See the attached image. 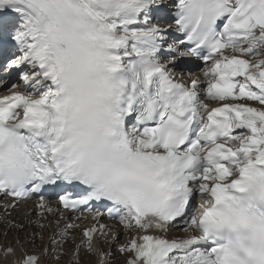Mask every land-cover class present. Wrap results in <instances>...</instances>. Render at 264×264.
<instances>
[{
	"label": "snow or ice",
	"instance_id": "1",
	"mask_svg": "<svg viewBox=\"0 0 264 264\" xmlns=\"http://www.w3.org/2000/svg\"><path fill=\"white\" fill-rule=\"evenodd\" d=\"M162 2L0 0L21 53L0 70L28 66L19 88L0 81V194L43 207L45 186H72L65 209L110 202L141 233L119 248L127 264H264V0H177L183 38L166 49L150 17ZM183 57L203 82L177 81ZM175 224L193 234H148Z\"/></svg>",
	"mask_w": 264,
	"mask_h": 264
},
{
	"label": "bare ground",
	"instance_id": "2",
	"mask_svg": "<svg viewBox=\"0 0 264 264\" xmlns=\"http://www.w3.org/2000/svg\"><path fill=\"white\" fill-rule=\"evenodd\" d=\"M253 58L259 59L260 57ZM37 201L39 200H36V202ZM38 205L39 203L35 202L24 204L21 208L12 210L11 214L7 213L8 210L2 211V207L0 206V212L3 217L6 218H4V220L2 219V216L0 217V264H22V261L28 256H35L37 258L38 264H43L44 247L39 253H35V246L38 247V245L35 243L33 244L34 246H32V243L34 241L33 235L35 234L33 233L26 236L22 231L19 230L20 227L16 229L15 226H11L13 222L15 223V221L13 220H16L17 218L22 220V224H25L24 226L31 227L33 225L37 228L35 232H41V235L44 233L43 245H49L50 240L53 241L57 233H59L63 235L65 240L67 241L65 248H68L69 232L73 231L74 242H79L78 248L80 249L82 245H85L82 247H88V243H90L93 247H91L90 250L93 256L92 259L94 260L95 264H106V261L103 258V253L101 251V249L104 248V237L105 234L111 233L110 237L112 238L116 230L123 229L122 227H119V229H117L119 224L113 223L112 226L115 227H112V230L107 231L106 233V229L103 228V232H101L99 230L100 225H98V234H92L91 241H88V239L83 236V231L85 229L93 227L91 221H89L88 224L85 223L84 226L80 224L79 226L74 227V224H63L59 219L52 216L45 220L44 212L34 213L30 215V212H33L35 210L36 212L45 211L43 207H38ZM67 225H71L72 227H66ZM119 232L121 231L119 230ZM122 232L124 233V235L128 233L127 230H122ZM138 235L139 234H137L136 236ZM49 248L57 249L55 248V246H50ZM8 249H12V251L9 252ZM66 255V261L70 263L75 259V255H77V253L71 254V252H68Z\"/></svg>",
	"mask_w": 264,
	"mask_h": 264
},
{
	"label": "rangeland",
	"instance_id": "3",
	"mask_svg": "<svg viewBox=\"0 0 264 264\" xmlns=\"http://www.w3.org/2000/svg\"><path fill=\"white\" fill-rule=\"evenodd\" d=\"M1 216H2V219L5 218V217H3V215L0 212V217ZM13 221H15V223L13 222V224L11 226H15L16 229L20 227L19 230L22 231L24 235L27 236V235H31L33 233L35 234V235H33L34 241L32 243V246H34L33 245L34 243L38 245V247L35 246V249H34L36 254L39 253L42 250V248L44 247V249H43V251H44V253H43V264L46 262L45 260L47 258L49 260H53L54 257L56 258V260L54 259L55 262L54 261H52L50 263L46 262L45 264H71V262H72V264H95V262H92L93 256H92V253H91V250L89 249V247H83L84 250H82V246H81L79 249L78 246H76V244L78 242L75 241L74 249H72L70 247L71 239H69L68 248H65L67 241L65 240L64 236L59 234V233H57V235L55 236L53 241L50 240L49 245H47V244L43 245L44 233L41 235V232L40 233L35 232L37 230V228L33 225L31 227L24 226L25 224H22L21 219L17 218L16 220H13ZM121 234H123V232ZM105 240H106V238H105ZM56 242L59 244V247H56V245H55ZM71 245H72V243H71ZM50 246L51 247L55 246V248H57V249H54V248L50 249L49 248ZM68 252H71V254L77 253V255H75V259L72 260L70 263L66 261V259H67L66 254ZM48 255H51V256L48 257ZM59 255H60V257H59ZM122 259H124V260H122ZM128 259H129L128 253H127V257L125 259V258H123V256H120V252H115V255H113V260L111 261V263H108V264H127Z\"/></svg>",
	"mask_w": 264,
	"mask_h": 264
}]
</instances>
